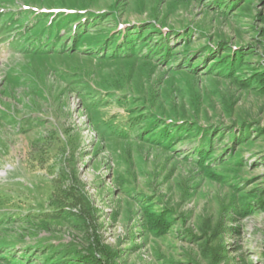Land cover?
Returning <instances> with one entry per match:
<instances>
[{"label": "rangeland", "instance_id": "1", "mask_svg": "<svg viewBox=\"0 0 264 264\" xmlns=\"http://www.w3.org/2000/svg\"><path fill=\"white\" fill-rule=\"evenodd\" d=\"M262 70L264 0H0V264H264Z\"/></svg>", "mask_w": 264, "mask_h": 264}, {"label": "trees", "instance_id": "2", "mask_svg": "<svg viewBox=\"0 0 264 264\" xmlns=\"http://www.w3.org/2000/svg\"><path fill=\"white\" fill-rule=\"evenodd\" d=\"M160 30H161L162 33L164 32V30L162 31L161 28H160ZM120 37L122 38V40L127 38L126 30H121ZM128 44L129 43H126V45H128ZM241 59H242V55L240 53H238V54L236 53L234 55L232 54L230 56V61H232V63H233L232 68L234 67V65H238L240 63ZM227 65L229 66L230 63H228ZM241 83L244 84L245 87H250L253 84H256L258 90L260 92L264 93V70L257 71L256 73H254L250 77V79H248L247 81H242ZM58 193L59 194L61 193L60 195L62 197L59 198L58 197L59 195L56 194V193H55V197L59 198L61 200L62 206L69 207V208L77 206L78 203H76V200H77L76 198L77 197H76L75 193H68V191H65V189L61 190V192L58 191ZM168 215H169L168 211L167 212H161V213H155V212H152V211L151 212L150 211H146V220H147L146 226H147V229L152 231V232H155L158 235L166 233L169 230L170 226H171V224L169 222V219H168ZM81 222L87 228L90 227L88 218L81 217ZM103 248H99V249L101 250ZM86 251H87V255H82V257H84V258L89 257V258H94L95 259V256L93 257V254L91 253V251H92L91 247L87 248ZM83 254H85V253H83ZM97 261H99V259H97Z\"/></svg>", "mask_w": 264, "mask_h": 264}]
</instances>
